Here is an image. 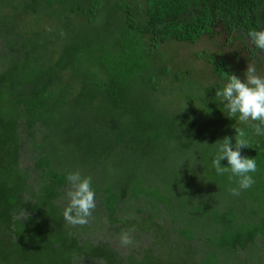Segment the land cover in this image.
I'll return each mask as SVG.
<instances>
[{"label":"trees","instance_id":"1","mask_svg":"<svg viewBox=\"0 0 264 264\" xmlns=\"http://www.w3.org/2000/svg\"><path fill=\"white\" fill-rule=\"evenodd\" d=\"M260 26L264 0H0V264H264V137L239 195L209 163L245 127L215 92L249 58L264 74ZM203 38L222 43L200 84L162 49ZM73 171L96 193L84 225L63 217Z\"/></svg>","mask_w":264,"mask_h":264},{"label":"clouds","instance_id":"2","mask_svg":"<svg viewBox=\"0 0 264 264\" xmlns=\"http://www.w3.org/2000/svg\"><path fill=\"white\" fill-rule=\"evenodd\" d=\"M247 37L255 49L264 52V26L250 29ZM222 80L221 87L215 92L221 112L245 127H232L233 136L225 135L214 143H204L213 146L209 159L211 170L217 176L227 175L228 180L236 184L230 189L231 193L239 195L241 190H247L255 183L252 174L256 172V160L242 155V149L249 148L250 136L264 137V74L249 58L242 75L222 71ZM185 160L189 162L187 158ZM222 161H226V164H222ZM191 163L194 166L200 164V160L193 155ZM66 181L67 204L63 217L69 223L84 225L96 207L92 178L73 171L66 174ZM130 231L120 234L121 246L133 243Z\"/></svg>","mask_w":264,"mask_h":264},{"label":"rangeland","instance_id":"3","mask_svg":"<svg viewBox=\"0 0 264 264\" xmlns=\"http://www.w3.org/2000/svg\"><path fill=\"white\" fill-rule=\"evenodd\" d=\"M216 43H222V39L214 40ZM214 41L208 38H203L195 44L190 43H173L172 47L164 46L163 51L168 56L172 57L173 63L184 65L195 74L194 81H199L200 84L213 82L210 64L202 58L198 57L205 49L214 51Z\"/></svg>","mask_w":264,"mask_h":264}]
</instances>
